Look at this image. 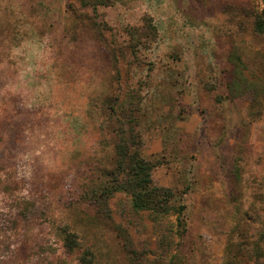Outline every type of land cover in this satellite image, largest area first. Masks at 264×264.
Listing matches in <instances>:
<instances>
[{
	"label": "rangeland",
	"instance_id": "rangeland-1",
	"mask_svg": "<svg viewBox=\"0 0 264 264\" xmlns=\"http://www.w3.org/2000/svg\"><path fill=\"white\" fill-rule=\"evenodd\" d=\"M109 1L0 0V264H264V0ZM130 35L116 83L105 46ZM138 83L181 226L87 194L113 168L107 104Z\"/></svg>",
	"mask_w": 264,
	"mask_h": 264
},
{
	"label": "trees",
	"instance_id": "trees-1",
	"mask_svg": "<svg viewBox=\"0 0 264 264\" xmlns=\"http://www.w3.org/2000/svg\"><path fill=\"white\" fill-rule=\"evenodd\" d=\"M109 3V0H82L83 6L93 8ZM254 29L256 33H264V9L256 15ZM129 43L124 49L126 53L105 46L116 83L120 80V61L125 60L127 54L135 59L139 49V41L133 35H130ZM127 64L129 66V63ZM140 87L138 83L136 88L127 89L122 98L114 97L107 104L104 120L111 124L114 136L113 168L106 173L104 183L87 194L93 204L101 201L105 204L114 194L124 193L130 197L134 212H148L155 223H158L160 218L173 214L177 226H181L183 206L172 205L176 201V193L170 188L152 185L151 173L158 163L146 160L141 155L143 142L138 128L141 124V107L144 99ZM125 242H129L127 236ZM63 248L69 254L79 249L73 233L63 231ZM77 264H95L92 253L88 250L82 251Z\"/></svg>",
	"mask_w": 264,
	"mask_h": 264
},
{
	"label": "crops",
	"instance_id": "crops-1",
	"mask_svg": "<svg viewBox=\"0 0 264 264\" xmlns=\"http://www.w3.org/2000/svg\"><path fill=\"white\" fill-rule=\"evenodd\" d=\"M262 9H264V5L262 6ZM161 150V139L153 140L150 145V150L147 152L146 155H153L159 153Z\"/></svg>",
	"mask_w": 264,
	"mask_h": 264
}]
</instances>
